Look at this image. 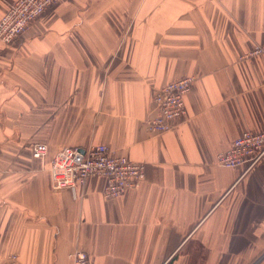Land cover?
I'll list each match as a JSON object with an SVG mask.
<instances>
[{
	"label": "crops",
	"instance_id": "obj_1",
	"mask_svg": "<svg viewBox=\"0 0 264 264\" xmlns=\"http://www.w3.org/2000/svg\"><path fill=\"white\" fill-rule=\"evenodd\" d=\"M257 44L264 0H57L0 41V264H264V158L246 173L216 160L264 131ZM184 77V115L149 133L154 92ZM96 144L143 164L139 186L53 190L56 152Z\"/></svg>",
	"mask_w": 264,
	"mask_h": 264
},
{
	"label": "built area",
	"instance_id": "obj_2",
	"mask_svg": "<svg viewBox=\"0 0 264 264\" xmlns=\"http://www.w3.org/2000/svg\"><path fill=\"white\" fill-rule=\"evenodd\" d=\"M57 0H14L0 17V41L12 43L24 34L29 25L41 16ZM264 44H257L251 55H263ZM193 77L168 82L158 88L153 96L154 114L143 121L151 134H161L174 128L176 120L185 113L184 98L190 91ZM48 149L45 144L32 146V156L43 159ZM264 158V131H244L231 146L217 155V164L224 168H241L243 173L252 170ZM52 189L75 190L91 177L104 180L102 196L115 199L126 191L135 189L144 179L145 169L141 163L115 155L104 144L85 148L65 146L52 157L49 167ZM73 264H86L84 252L70 255Z\"/></svg>",
	"mask_w": 264,
	"mask_h": 264
}]
</instances>
